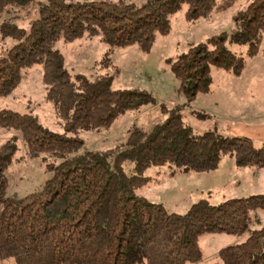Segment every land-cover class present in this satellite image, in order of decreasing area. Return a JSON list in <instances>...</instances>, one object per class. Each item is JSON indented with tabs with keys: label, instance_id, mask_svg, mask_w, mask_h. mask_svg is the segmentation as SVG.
I'll return each instance as SVG.
<instances>
[{
	"label": "trees",
	"instance_id": "1",
	"mask_svg": "<svg viewBox=\"0 0 264 264\" xmlns=\"http://www.w3.org/2000/svg\"><path fill=\"white\" fill-rule=\"evenodd\" d=\"M237 0H148L143 5L119 2L47 0L39 4L28 31L3 24L1 34L16 44L0 58V98L21 84L26 70L43 68L46 99L64 123L63 133L47 129L38 117L0 110V128L15 132L0 147V263L13 264H197L203 260L200 239L206 234L243 236L252 214L264 211V195L233 198L218 205L200 200L185 214L168 212L139 196L155 167L207 173L231 155L240 168H264V146L248 138L214 132L196 134L177 107L166 119L144 130L133 126L124 146L107 151L86 148L82 131L109 130L125 114L154 104L151 93L116 90L113 77L94 81L65 67L59 41L73 43L99 37L112 47L138 46L149 53L159 35L171 32V19L187 8L194 22L226 11ZM31 0H0L24 9ZM235 30L194 46L171 63L180 92L191 102L208 93L213 69L238 77L245 59L228 44L247 45L257 54L264 34V0L253 1L235 18ZM109 60V59H107ZM22 140L31 159L48 161L43 189L23 199L8 196L7 171ZM53 161V162H51ZM131 164L130 174L125 165ZM220 264H264V227L246 241L219 252Z\"/></svg>",
	"mask_w": 264,
	"mask_h": 264
},
{
	"label": "rangeland",
	"instance_id": "2",
	"mask_svg": "<svg viewBox=\"0 0 264 264\" xmlns=\"http://www.w3.org/2000/svg\"><path fill=\"white\" fill-rule=\"evenodd\" d=\"M31 7L8 6L0 15L3 24H14L26 31L37 17L39 4L47 0H31ZM119 2L143 5L148 0H75L84 2ZM255 0H237L226 11L213 12L191 22L186 19L187 8L171 19V32L159 35L149 53L138 46L124 49L112 48L99 37H83L73 43L59 41L56 48L62 53L65 67L72 75H84L94 81L101 77H113L116 90H140L149 92L156 99L154 104L143 106L121 116L106 131H82L80 138L86 148L107 151L125 145L133 126L150 130L162 123L167 112L180 107L185 123L196 134L214 132L224 137H239L264 146V34L257 54L248 55L247 45H231L228 48L244 57L245 68L238 77L223 70L213 69L210 91L199 93L191 102L180 92V82L171 70V63L194 46L207 43L213 37L235 30L236 16L244 12ZM218 5L222 0H217ZM16 42L4 38L0 31V58ZM109 59V60H107ZM43 68L35 65L24 73L19 87L6 98H0V110H12L32 114L49 130L63 133L64 123L59 119L53 105L46 99ZM18 137L15 132L0 128V147L8 140ZM53 162V161H51ZM48 161L31 159L22 140L18 141L15 160L7 171L8 196L23 199L40 192L50 174ZM130 174L131 164L125 165ZM149 182L137 190V194L156 204H162L168 212L185 214L200 200L212 205L233 198L264 195V168H240L231 155L223 156L216 170L207 173L183 172L175 167H155L145 173ZM250 230L243 236L206 234L200 239L203 260L197 264H220L219 252L229 246L240 244L254 229L264 227V211L252 214ZM9 260L0 264H13Z\"/></svg>",
	"mask_w": 264,
	"mask_h": 264
}]
</instances>
